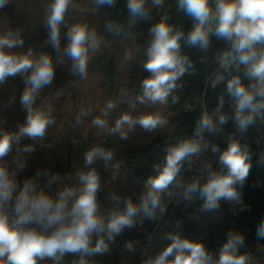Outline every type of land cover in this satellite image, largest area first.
<instances>
[{
  "label": "clouds",
  "instance_id": "1",
  "mask_svg": "<svg viewBox=\"0 0 264 264\" xmlns=\"http://www.w3.org/2000/svg\"><path fill=\"white\" fill-rule=\"evenodd\" d=\"M7 2L0 0V8ZM116 2L92 0L98 7L114 6ZM147 3L148 0H127V11L133 21L149 17ZM163 4L164 0H151L153 7L160 8ZM70 6H74V0H51L46 10L48 42L58 52L61 26L65 24ZM177 8L190 18L192 28L185 34L169 22L167 13L150 28L147 58L142 64L150 76L142 82L143 94L138 97L139 102L149 106L166 105L171 96L172 103H177L179 97L174 92L182 87L178 81L192 68V61L181 53V42L189 49L207 51L214 36L229 46L216 55L223 72L218 71L209 78L211 86L215 88L225 80L224 73H229L225 91L234 105L233 124L240 133L247 132L257 118L264 120V0H177ZM106 27L109 31H118L111 24ZM66 35L68 43L62 50L59 63H63L64 57L68 58L72 61L71 72L84 77L90 52L99 49L100 41L95 31L89 30L84 23L72 24ZM23 44L18 33L0 35V83L8 77L23 76L25 88L20 102L27 110L26 122L19 125L18 131L0 132V264H38L45 259H50L52 264H61L66 255L79 257L73 264H91L87 258L109 251V242L126 227H133L137 217L154 219L158 212L164 213L167 205L163 199L181 187L179 174L185 163L190 167L193 157H200L209 147L205 133H217L227 123L228 117L221 113L223 97L213 114L202 113L191 138L165 149L166 156L162 163L154 165L156 174L147 178L139 203L128 199L121 209L120 198L112 193L111 199L117 206L106 213L101 211L97 200L100 177L90 166L97 160H103L107 166L114 155L113 150L101 146L86 152L84 159L89 170L78 173V186L64 187L53 198L43 189L38 190L33 179H28L17 193L16 172L10 171L4 158L12 151L13 145L18 153L34 151L33 145L20 147L21 140L25 137L34 141L43 139L55 122L51 109L34 108L42 90L54 79L53 60L46 53L33 56L31 49L24 54L8 51ZM232 65L236 66L235 75L230 72ZM114 107L109 101L92 124L110 133H119L122 140H127L129 132L137 125L152 132L168 124L167 118L159 112L135 117L124 113L116 119L113 127H109L107 119L102 117H107L108 110ZM83 115H87L84 110L81 111ZM211 151L214 155L219 153V168H208L203 184L199 180L183 184V199L191 202L198 197L202 201L201 212L218 211L222 201L233 207L240 204L243 211L241 190L252 167L250 147L233 137L223 151L217 145H212ZM260 162L264 163V154ZM113 166L119 168L118 163ZM18 167L22 169L23 162ZM52 179L59 180L60 177L57 174ZM179 226L178 221L177 228ZM256 237L264 239V220L257 227ZM166 238L170 243L155 257L143 260L142 264H249L248 254L240 252L244 245V236L240 233L229 232L215 258L203 243L184 238L179 232H169ZM125 247L134 250L131 241Z\"/></svg>",
  "mask_w": 264,
  "mask_h": 264
},
{
  "label": "crops",
  "instance_id": "2",
  "mask_svg": "<svg viewBox=\"0 0 264 264\" xmlns=\"http://www.w3.org/2000/svg\"><path fill=\"white\" fill-rule=\"evenodd\" d=\"M120 5L115 8L114 6H107L109 18L115 23L114 28L118 29V31L127 35L128 39L126 41L117 42L112 41V44H109V54L106 60L101 59L99 56V49L96 51V57L90 62L88 71L92 74L89 77H92V81L95 82L94 86L86 91L85 97L87 100L83 103V107L81 109L87 112V119L85 117H79V121L76 120V124H84L87 125L88 131L81 135L77 141L78 148L77 157L75 159L68 158L72 163H76L79 167H83V171H88L89 166L85 164V154L88 150L93 147L101 146L105 149L113 150V159L109 162L107 166H105L103 160H97L92 166L97 171L100 177V190L97 193V200L100 205V209L102 212H107L113 207H116V202L111 199V194L115 193L116 196L120 198L119 207L122 209L123 204L121 200V193L123 189V176L122 169L125 164L129 161V159L134 158L138 162L137 175L140 177L148 178L149 176L155 175L154 165L157 163H162L165 156V149L170 146L180 142L178 138H176V120L179 117L180 113L179 108L185 102V100L193 93L199 92V84H201L205 78V75L201 73L200 66L198 63L197 55H195L192 49H189L186 45H184L183 41L181 42V53L185 54L192 61V68L189 72L185 73V75L179 80L183 88L188 87V81H193L195 78L192 75L196 69L199 70V75H201V81L198 84L197 90L190 91L186 93L184 97V90L181 89L180 96L174 92V95H178L179 101L175 104L171 101V96L169 97V101L166 105H155L149 106L147 104H142L139 102L138 97H140L143 93L139 90V85L142 79L143 67V55L146 54V49H140L137 43L134 40L135 35H139L138 29H136L135 25L130 21L132 18L128 16L126 4L127 0L120 1ZM150 2V0H149ZM150 9L154 15V11L152 10V6L150 3ZM122 13V15H120ZM119 14V15H118ZM170 23L177 29L182 30L187 34L188 31L192 28V21L189 17H187L183 11L178 10L177 8V0H172L170 6ZM120 20H119V19ZM154 23L156 22L155 15L153 16ZM148 19H139L136 21L141 25H146ZM135 22V21H133ZM145 29V28H144ZM117 30L110 31L111 34H116ZM214 37V36H213ZM111 36L109 37L110 41ZM228 44L224 41L219 40V42L215 45L213 57H216V53L225 50L228 48ZM142 48V46H141ZM212 63V60H211ZM216 66L212 67L210 64V71H214L218 62H215ZM234 69H236L235 65L231 66L230 72L231 75H235ZM223 72V69L222 71ZM243 67L240 68V74L242 75ZM225 80L221 81L215 88L219 90L221 97H223V107L221 108V113L231 117V126L234 129L236 136L239 139H243L247 142V145L250 147L253 155L252 158L260 160L262 154H264V120L257 118L254 125L250 126L245 133H240L233 124V101L226 94V80L230 78L229 73H224ZM243 79V76H242ZM246 84L247 80L244 81ZM210 87V88H211ZM84 97V96H83ZM212 98V97H211ZM182 99H184L182 103ZM213 99V98H212ZM109 101H112L115 105L114 108L109 109V115L107 117H102L105 119H116L121 112L122 106L124 105V111L127 113H133L135 115H140L143 111L152 110L153 113L163 110L164 117L167 118L168 124L163 128H158V132H152L150 134L142 133V127H137V131L130 136V139L127 141L118 142L113 133H109L108 137L101 133V128L98 126H94L92 124V120L101 115V110L106 108V105ZM182 103V104H181ZM181 104V105H180ZM220 104L218 100L208 103L207 111L210 114L214 113V110ZM141 107V108H140ZM90 109H93L92 112ZM93 114L91 118L88 115ZM181 116V115H180ZM215 118V117H214ZM112 121V122H113ZM91 125H93L94 132L91 134L89 131L91 129ZM109 127L113 125V123L108 122ZM189 127L191 125L188 124ZM104 130V129H103ZM106 130V129H105ZM138 130L140 132H138ZM100 131V132H98ZM225 130L222 128L221 131L214 133L213 145H217L220 147H227V143L224 144L222 141V133ZM104 132V131H103ZM171 137L169 142H166V139ZM64 161V158H61ZM75 161V162H74ZM119 164V168L114 167L113 165ZM260 172L264 176V166L260 167ZM242 191V205L245 198V191ZM202 203V202H201ZM239 210H241V205L237 204ZM234 208L229 202L222 201L220 208L218 211H211L212 214L210 220L214 224L216 228V232L214 235L213 242L218 249H214L215 254H219V250L222 245L227 241V236L229 232L240 233L244 236V245L240 248L241 254L247 253L249 256V264H264V245L256 242L251 237L246 234L249 231L241 230L239 227V223L237 220L233 219L231 216V209ZM242 211V210H241ZM209 213V212H208ZM214 213V215H213ZM206 213L202 212L198 217H189L186 221L187 227L192 229L196 238L195 241H208L210 233L208 232V226L206 225ZM256 219L259 221L264 220V211L256 214ZM95 243V240L93 241ZM126 245V236L125 229L115 237L114 241L109 242V251L103 254H97L92 257H88L91 261V264H97L96 259L103 258L109 254L113 255H126L127 248ZM168 245V244H167ZM166 245V246H167ZM165 246V247H166ZM66 258L78 260V256L66 255L63 258L62 263L66 262Z\"/></svg>",
  "mask_w": 264,
  "mask_h": 264
},
{
  "label": "rangeland",
  "instance_id": "3",
  "mask_svg": "<svg viewBox=\"0 0 264 264\" xmlns=\"http://www.w3.org/2000/svg\"><path fill=\"white\" fill-rule=\"evenodd\" d=\"M50 3L51 0H8L6 5L3 8H0V35L7 32H12L14 34L18 33L24 40L22 47L8 50L13 54H24L31 49L33 56L38 57L41 53H46L50 55L53 60L55 68L54 79L50 86H47L42 90L34 104V108L43 110L51 109L55 122L49 127L47 134L43 139L34 141L25 137L21 140L20 147L33 145L34 151L31 153H18L16 151V145H13L12 151L4 159L9 165L10 171L16 172V179L18 182V187L16 189L17 193L23 187L26 180L33 179L37 184L38 190L43 189L55 198L57 193L64 187H76L79 185L77 176L78 173L83 172L84 168L82 166L79 167L76 163H72L68 158L75 159V157H77V151L80 147L78 146L77 141L81 138V135L88 131L86 124L81 126L80 123L76 124L75 122L77 117H85V120L87 119V115L81 116V109L84 105L83 103L87 100L85 97L86 91L93 87L95 83L92 81V77H89L92 73L88 70L84 77H81L78 74H73L71 72L72 61L68 58L64 57L63 63H59L62 58V50L68 43L66 35L68 27L74 23H84L87 24L89 30L95 31L96 36L100 41L99 51L101 53H99V56L103 60H106L108 57V54L110 53L109 44H112L113 40L117 42H127L128 37L120 31L116 34L110 35V31L106 26L109 24L115 26V23L110 20L111 18H109L108 14L109 9L106 5L98 7L92 3V0H74V6H70L64 18L65 24L61 26L60 51L58 52L57 49L48 42L46 10ZM146 7L150 9L149 0ZM120 15H122V13H120ZM128 16H130L129 13ZM153 16L154 15L150 9L146 25H141L140 21L137 22L135 20V22H133V19L130 20L139 31V35H135L133 41L137 43L141 50L148 47L151 38L149 30L156 24L154 23ZM110 36L111 38L109 41ZM96 53V51L90 52L88 68L90 62L96 57ZM215 62L216 57L212 59V67L216 66ZM193 72L192 75L195 79L190 82L188 81V87L183 88L182 86L185 94L184 97L186 96V93L197 90V87L200 85L201 75H199V70L196 69ZM181 83L182 82L178 81V84ZM24 88V77L19 74L15 77H8L5 82L0 83V132L18 131L19 125L26 122L27 110L22 107L20 102ZM182 88L180 87L176 89V93H181ZM183 101L184 99H182V103ZM146 109L147 111H143L141 114L149 112L153 113L152 110H148V108ZM90 110L92 112L93 109ZM91 112L90 115H88L89 118L93 116ZM158 112L164 116L165 111L160 109ZM124 113H127V111H124L123 105L121 112L116 119ZM128 114L134 117L138 116L133 113ZM116 119H114V121L109 118L107 119L108 122L111 121V123H113L110 127L115 125ZM90 127L91 129L89 132L92 134L94 132L93 125ZM137 127L140 126L137 125L131 132H129V138L127 140H129L130 136L137 131ZM195 127L196 125L193 126V131L195 130ZM124 129L127 130V125L124 126ZM142 130V133L145 135L152 132H158V129L152 132L146 131L143 128ZM138 132L140 131L138 130ZM101 133H103L104 137H108L110 132L101 129ZM113 134L118 142L122 143V141H127L122 140L119 133ZM62 157L64 158V161H60L62 160ZM21 162L24 164L22 169L18 167ZM57 174L60 179H52V177ZM49 181H51V183H49ZM205 213V223L208 226L210 236L208 241H201V243L204 244L205 248L210 251L215 258L218 257V255L215 254L214 249H218V247L215 246L213 240L214 235L217 232L214 224L210 220L212 216V214H210L211 211ZM37 227L39 228V226ZM66 259V262H61V264H73V262L76 261L70 258ZM96 261L97 264H137L136 258L132 256L128 249L126 255L117 256L109 254L103 258L96 259ZM38 264H52V261L50 259H45L39 261Z\"/></svg>",
  "mask_w": 264,
  "mask_h": 264
},
{
  "label": "built area",
  "instance_id": "4",
  "mask_svg": "<svg viewBox=\"0 0 264 264\" xmlns=\"http://www.w3.org/2000/svg\"><path fill=\"white\" fill-rule=\"evenodd\" d=\"M172 0H164L162 7H153L156 22L158 23L162 16L167 13L170 16V6ZM151 3V0H150ZM219 42L215 37L210 40V46L207 51H202L198 48H193L195 55H197L198 63L201 73L205 75L203 82L199 86V92L191 94L180 108V115H189L193 112L207 111L208 103L213 99L209 97V90L211 87L210 77L216 72H221L219 64L214 71H210V64L212 57L214 56L215 45ZM228 117V121L222 128L225 130L221 139L224 144L228 143L230 138H237L234 129L231 124V117ZM189 126H185L186 132L189 131ZM215 134L205 133V139L209 141V147L203 152L200 157H193L192 164L189 167L185 163L184 168L181 170L179 176L181 180V187L173 190L172 196H165L163 203L167 205L163 214L157 213L154 219H147L137 217L136 223L131 228H125V236L127 242L133 243V251H130L132 256L136 258L137 264H142L143 260L149 257H155L160 251H162L170 241L166 238V234L169 232H179L182 237L195 241V232L187 227L186 221L189 217H198L201 215L200 205L201 200L197 197L191 202L185 201L182 197L183 184L189 183L193 180H199L203 184L207 177L208 168H219L218 159L219 153L213 154L211 147L213 145V138ZM183 138L182 140H184ZM171 137L166 139L169 142ZM181 140V141H182ZM241 143H246L243 139H239ZM226 147H220L223 151ZM138 162L131 158L125 164L122 169L123 176V189L121 193V200L124 207V202L131 199L134 203H139L144 192V186L147 178L140 177L137 174ZM257 188L259 193L264 194V184L257 182ZM245 198L248 202L253 201V194L248 190L245 191ZM258 203L255 204L253 213L257 212ZM231 216L233 219H242V215L237 207L231 209ZM257 214V213H256ZM179 221V228H177V222ZM250 220H245V224L250 225ZM171 259V257H169Z\"/></svg>",
  "mask_w": 264,
  "mask_h": 264
},
{
  "label": "trees",
  "instance_id": "5",
  "mask_svg": "<svg viewBox=\"0 0 264 264\" xmlns=\"http://www.w3.org/2000/svg\"><path fill=\"white\" fill-rule=\"evenodd\" d=\"M120 1L122 0H117L115 4V8L120 5ZM146 54L143 55V61L146 60ZM144 70V68H143ZM234 73L237 74L236 69H234ZM150 76V73L147 71L142 72V79L139 85V90L141 93H143V88H142V82L145 78H148ZM209 97L213 98L214 101L218 100L220 102L221 95L219 93V90L212 89V87L209 90ZM202 112H193L192 114L189 115H181L177 118L176 120V125H177V130H176V138H178L180 141L185 138H191L194 131H193V126L196 125L197 121L201 117ZM191 125L189 128V131L186 132L185 126ZM264 166V163H261L260 160L252 158V167L250 169L249 176L247 177V180L245 182V185L242 190L244 191H250L253 194V201L248 202L247 200L243 201V207L244 210L240 211L242 215V219H238L239 227L243 231H246V229L249 231V233L246 234L251 237L253 240L256 242L264 245V239H257L256 237V230L258 225L260 224L261 221L256 219V213L259 214L260 212L264 211V194L259 193L258 188H257V182H262L264 184V176L260 172V167ZM258 203L257 207V212L253 213L255 204ZM249 219L250 225L245 224V220Z\"/></svg>",
  "mask_w": 264,
  "mask_h": 264
}]
</instances>
